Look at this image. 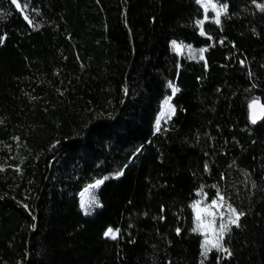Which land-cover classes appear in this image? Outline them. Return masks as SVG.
<instances>
[{
    "label": "trees",
    "instance_id": "obj_1",
    "mask_svg": "<svg viewBox=\"0 0 264 264\" xmlns=\"http://www.w3.org/2000/svg\"><path fill=\"white\" fill-rule=\"evenodd\" d=\"M213 1L202 35L196 0H0V264H264V0ZM218 192L242 215L204 255Z\"/></svg>",
    "mask_w": 264,
    "mask_h": 264
},
{
    "label": "rangeland",
    "instance_id": "obj_2",
    "mask_svg": "<svg viewBox=\"0 0 264 264\" xmlns=\"http://www.w3.org/2000/svg\"><path fill=\"white\" fill-rule=\"evenodd\" d=\"M196 1L198 2V0ZM198 4L202 8V16L197 21L205 22L207 20H213L216 22V19H217L216 12L219 9L224 8V5L218 4L217 2L213 0H201V2H199ZM202 5H207V11L205 10V7ZM212 5H215V10L213 9ZM224 12L225 10L221 13V15ZM221 15L219 16V20H220ZM205 17H207V19ZM197 26L201 31L202 26L198 24ZM172 45L175 51L180 55L185 54L191 58H197V59H201V55L203 56V51H201V49H195V48H192L191 46H184V45H181L175 42H173ZM171 114L172 112L169 113V112H166L165 109H163L160 115V120L167 119L168 117H170ZM92 185L94 184H90L86 186L84 190L81 192V202L82 200L86 202L85 207L83 208L85 212H90L96 204L95 199L92 197V191L94 189L93 187H91ZM219 197H222L221 193L219 192L211 199L207 198V194L205 193L199 194V197L192 204V210H193V215H194V229L197 228V223H198L197 215L199 213L200 222L202 223L203 227H201V229L197 232H199L202 236V244L204 243L206 236H207L208 241L210 242L208 245L209 250L207 251V253L213 249L220 251L222 253L225 251V246L223 244V238L220 240L221 246L219 248L212 247V244L215 243V241L218 239L220 225L228 222V217L230 214L229 206L232 209L234 208L228 203H226L224 200L221 201ZM213 201H216L217 203L213 205ZM209 212L213 213V215H209L208 214ZM231 225H229V227ZM108 229H106L105 232ZM202 251L204 252L203 248H202Z\"/></svg>",
    "mask_w": 264,
    "mask_h": 264
},
{
    "label": "snow or ice",
    "instance_id": "obj_3",
    "mask_svg": "<svg viewBox=\"0 0 264 264\" xmlns=\"http://www.w3.org/2000/svg\"><path fill=\"white\" fill-rule=\"evenodd\" d=\"M201 2V0H198V3ZM13 3H16V0H13ZM19 6V5H18ZM205 7V10L207 11V5H202ZM213 9L215 10V5H212ZM226 6H224V8H221L219 9L217 12H216V16H217V19H216V22L219 23V16L221 15V13L225 10ZM207 19V17H205ZM203 22L204 21H197V24L202 26L203 25ZM201 34L203 35V31H201ZM203 51V50H201ZM201 58H203V56L201 55ZM176 91H178V89H173V92L175 93ZM255 105H256V101H253L252 104L249 105L250 108L253 109V113H252V116H251V121L252 123H255L256 120L259 118L254 110L255 108ZM164 109L166 112H173L174 109L171 108L170 104H169V101L168 100H165L164 102ZM262 112H264V108L261 109ZM157 130H159V120L157 121ZM119 175V174H118ZM103 181H97L96 184L92 185L91 187L95 188V187H98L99 184H101ZM219 199L221 201H223V197H219ZM217 202L216 201H213V205H215ZM85 204L86 202L82 200L81 202V207L84 208L85 207ZM229 217H228V222L225 223V224H221L220 225V231L218 233V239L215 241V243L212 244V247H217L219 248L221 245H220V240L223 238L224 236V233L227 232L229 230V225L231 224H238V221H239V217L240 215H242V213H237L235 209H232L230 206H229ZM209 215H213V213L209 212L208 213ZM197 228L194 229V231H199L201 229V227H203L202 223L200 222V215L198 213L197 215ZM118 232L119 230H113L111 228H109L105 233L104 235L107 236V237H110L112 239H115L118 235ZM209 241L207 239V236H206V239L204 241V243L202 244V248L204 249V252L202 254L206 255L207 251L209 250L208 248V245H209ZM225 251H227L225 249Z\"/></svg>",
    "mask_w": 264,
    "mask_h": 264
},
{
    "label": "water",
    "instance_id": "obj_4",
    "mask_svg": "<svg viewBox=\"0 0 264 264\" xmlns=\"http://www.w3.org/2000/svg\"><path fill=\"white\" fill-rule=\"evenodd\" d=\"M23 14L25 15L24 12H23ZM25 18H26V20L29 22V24H31V23H30V20L28 19V17H27L26 15H25ZM253 101H256V105H255L254 110H255V112H256V114H257V116H258L259 118L256 120L255 123H252V121H251V116H252V113H253V109L249 107V120H250V122H251L252 124H258L259 122H261V121L264 119V112L261 111V109L264 108V103H263L261 100H258V99L253 100ZM253 101H251V102L249 103V105L252 104Z\"/></svg>",
    "mask_w": 264,
    "mask_h": 264
}]
</instances>
